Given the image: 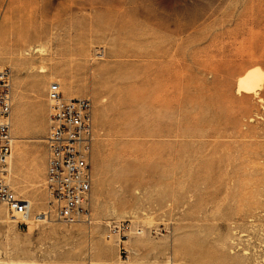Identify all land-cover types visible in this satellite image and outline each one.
Masks as SVG:
<instances>
[{
    "label": "rangeland",
    "instance_id": "obj_1",
    "mask_svg": "<svg viewBox=\"0 0 264 264\" xmlns=\"http://www.w3.org/2000/svg\"><path fill=\"white\" fill-rule=\"evenodd\" d=\"M0 66L10 183L34 211L48 82L96 125L95 223L20 226L0 204V264H264V80L235 92L264 72V0H0ZM110 220L141 232L107 239Z\"/></svg>",
    "mask_w": 264,
    "mask_h": 264
},
{
    "label": "built area",
    "instance_id": "obj_2",
    "mask_svg": "<svg viewBox=\"0 0 264 264\" xmlns=\"http://www.w3.org/2000/svg\"><path fill=\"white\" fill-rule=\"evenodd\" d=\"M47 123L42 139L45 165L42 180L44 199L33 210L27 197L17 194L11 183L12 79L7 66H0V204L20 226L28 222H55L65 226L95 223L92 212L91 154L95 139L92 103L87 97L64 96L56 80L49 81L45 94ZM107 239L122 241L141 230L128 220L105 221Z\"/></svg>",
    "mask_w": 264,
    "mask_h": 264
},
{
    "label": "bare ground",
    "instance_id": "obj_3",
    "mask_svg": "<svg viewBox=\"0 0 264 264\" xmlns=\"http://www.w3.org/2000/svg\"><path fill=\"white\" fill-rule=\"evenodd\" d=\"M39 51V47H32V48H28L27 50H24L22 52V54L24 56L29 55L33 52ZM39 72H44L43 67H40ZM264 80V72L261 68H259L258 66H253L250 67L248 69H246L245 71H243L242 74H240L239 76L236 77L235 80V92L236 93H246V94H253V95H257L260 90L262 89V83ZM71 95H69L70 97ZM28 200L35 206V205H39V202L37 201H33L32 199ZM32 222L29 221L28 224H30Z\"/></svg>",
    "mask_w": 264,
    "mask_h": 264
},
{
    "label": "crops",
    "instance_id": "obj_4",
    "mask_svg": "<svg viewBox=\"0 0 264 264\" xmlns=\"http://www.w3.org/2000/svg\"><path fill=\"white\" fill-rule=\"evenodd\" d=\"M46 94V92H45ZM72 97H76L75 95H71ZM46 99V98H45ZM92 115H93V125H94V130H95V116H94V105L92 104ZM45 135V134H44ZM43 142V141H42ZM44 145V144H43ZM44 165H45V148H44ZM44 175V172H43Z\"/></svg>",
    "mask_w": 264,
    "mask_h": 264
}]
</instances>
